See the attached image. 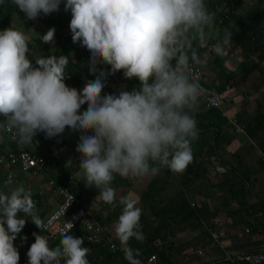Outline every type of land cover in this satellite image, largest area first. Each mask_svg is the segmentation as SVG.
Instances as JSON below:
<instances>
[{
	"label": "clouds",
	"instance_id": "1",
	"mask_svg": "<svg viewBox=\"0 0 264 264\" xmlns=\"http://www.w3.org/2000/svg\"><path fill=\"white\" fill-rule=\"evenodd\" d=\"M62 2L71 12V39L89 50V74L95 79L80 90L67 86L68 56L39 55L33 63L27 58V37L5 28L0 31V117L21 145L30 143L37 132L47 138L60 136L66 127L82 133L75 148L78 175L115 208L116 190L111 186L115 175L156 176L165 168L182 174L193 160L191 145L199 138V129L192 113L201 86L192 73L193 64L200 61L188 49L191 37L203 38L216 14L205 0H12L32 20L59 11ZM54 35V27L48 28L42 43L51 44ZM231 36L225 30L214 47L217 54L223 53ZM98 64L110 69L106 72ZM121 70L125 79L136 78L139 86L101 95L106 77ZM85 104L86 110L80 112ZM11 183L9 178L6 186ZM119 204L115 235L129 264H141L138 250L128 242L144 239L142 210L129 196L120 197ZM21 213L41 231L47 228L31 190L18 186L0 192V264H18L13 242L26 223ZM72 228L69 221L60 230L56 247L49 246L47 236L34 232L28 264H89V248L83 238L69 234Z\"/></svg>",
	"mask_w": 264,
	"mask_h": 264
},
{
	"label": "trees",
	"instance_id": "2",
	"mask_svg": "<svg viewBox=\"0 0 264 264\" xmlns=\"http://www.w3.org/2000/svg\"><path fill=\"white\" fill-rule=\"evenodd\" d=\"M261 2H263V5L260 6ZM205 3L209 10L216 14L214 22L210 27L218 28L221 33V38H223L225 30L232 33V43H241L244 38H247L252 46L249 51L252 52L258 48L260 43H263L264 0H253L251 5L247 3V7L240 13H236L234 10L237 4L236 0H205ZM21 15L25 17V14L12 3V0H3V3H0V31L11 27L24 34L22 27L16 25L19 20L20 22L22 21L20 18ZM54 17L53 13L50 15L41 14L35 20L29 19V22L31 24H33L32 21H36L38 24L41 23L47 30L50 27H54V39H56L60 48L55 49L53 42L51 44L42 43L41 36L43 34H36V36L30 38L24 34L27 37L29 47L27 58L35 63V59L39 55L68 56L69 62L66 68L67 73L64 82L67 86L80 90L86 81L95 79L94 75L89 74L88 61L90 58L80 57V55L72 57L62 35L59 34L58 21H55ZM198 39L188 49L189 55L192 52L197 53L196 49L199 47V44H197ZM84 49L86 50L85 47ZM213 55L215 56L217 53H213ZM222 59H219L218 55L215 56L216 66L218 72L220 74L225 73L226 79H228L233 74H230L228 71L224 72V67L220 66V63L223 61ZM195 65L199 66L200 64ZM97 67L103 68L106 72L110 69V65L106 64H98ZM254 67L256 66L254 65L250 69ZM261 70H264V65L259 69V71ZM204 85L218 93H222L224 89V84H219L218 87H214V85H207L204 82ZM121 86L123 89L131 90L133 87L139 86V81L136 78L130 80L125 79L123 71H117L115 74L106 77L105 87L102 89L101 95L108 93L112 88L114 91L110 94H118L122 90ZM223 99V96H221V103H223ZM86 108L87 105L85 104L81 106L79 111L83 112ZM192 114L197 121L199 138L191 145L193 160L189 163L186 170L182 174H170L169 170L165 168L158 175L145 178V182L143 180L145 185L140 191L137 206L142 210L139 223L144 239L142 241L130 239L128 242L131 248L138 250V259L141 261L149 254H154L155 261L153 264H183V260L179 258L183 244H175L170 238L173 239L177 233L184 230H189L192 233L190 240L192 246H205L208 240H210V231L223 229L228 233L230 231H243L245 228L248 230L247 235L249 237L253 235L259 237L258 241L254 244L256 247L253 249L245 248L246 244L242 241L234 249L256 251L259 245L264 246V182L263 180L259 181L260 185L258 189L252 195V191H255L252 190V181L254 179L250 180L249 176L245 174L247 166L244 163L246 156L250 155L256 148L263 150L264 110L256 106L249 117L240 118L237 114L231 115L235 122L241 126L242 133L236 131L235 126L229 123L226 117L228 115L225 114L221 105L220 108L210 107L199 109ZM0 128L2 130L1 117ZM90 133L89 130L88 134ZM239 134L245 136L242 146L238 150L229 153L226 146ZM35 136L44 146L48 145L47 141L50 142V139L43 132H37ZM6 139L9 146L8 151L17 153L19 143L10 141L7 137ZM78 142L79 136L71 133L70 141L60 140V143L55 146L61 149L62 144H68V152L71 156V154H78L75 151ZM23 148L31 154H39L34 150L30 151L25 146ZM73 148L74 150H72ZM6 152H3L0 148V156L5 155ZM51 154L55 157L54 163L59 177L56 179L53 176L52 179V175L50 176L49 172L45 170L44 165L43 176L51 178L57 186L66 187L82 204L87 206L86 202L98 195L100 190L95 187H87L81 181L72 180V172L79 167V158L72 164H69L66 156L64 154L62 155L59 150ZM213 162L222 165L225 171L220 174L213 173ZM258 163L259 169L264 171V161L258 160ZM1 164H6L5 167L8 169L6 176H9L13 170L20 171L18 164ZM20 172L23 173L22 171ZM210 175L212 177L215 176L216 180L210 179ZM6 176L4 175V177ZM33 176L41 178L44 182V178L40 175L36 174ZM132 180H135V177L123 178L115 175L111 186L115 189L116 182L120 185H128ZM41 187L42 185L32 192V199L35 201L36 211L39 217L42 205L41 194L43 193L38 190ZM187 190H191L195 194L193 197L195 200L193 205H190V199L184 194ZM215 192L217 194H214ZM119 199L120 197L116 195L115 208L104 203L101 199L97 202L100 207H103L104 215L107 213L105 216L97 214L95 217L93 216L94 218L92 217L100 226H102V223L105 224V228L102 226L106 231L105 236L100 243H92L85 238L84 226L82 225V223H85V220L76 224L69 233L75 237L84 239V246L89 248L87 255L89 264H127L123 259L125 253L122 250L123 246L120 240L110 235L106 227L108 224L105 221L107 219V221L111 220L115 223L122 210ZM218 207H221L220 209L224 214L225 220H228L216 223L213 221L218 214ZM148 209L150 214L145 215L144 211ZM20 215L26 219V223L13 243L19 253L18 264H28L26 253L31 243L35 240L33 233L35 232L47 237L48 234L37 228L32 221L31 223H27V219L30 217L24 216L23 213ZM87 216L89 215L86 213ZM58 224L54 227H57ZM23 237H26V239H22ZM48 240L50 247H56L59 244L60 237H48ZM109 242H112L115 246L113 252L108 250ZM220 257L221 252H219L218 259H213L211 262L204 261L201 264H228L227 262L221 261ZM260 264H264V261Z\"/></svg>",
	"mask_w": 264,
	"mask_h": 264
},
{
	"label": "crops",
	"instance_id": "3",
	"mask_svg": "<svg viewBox=\"0 0 264 264\" xmlns=\"http://www.w3.org/2000/svg\"><path fill=\"white\" fill-rule=\"evenodd\" d=\"M237 4L235 5V12L240 13L244 8L247 7L248 0H236ZM263 5V2L260 3V6ZM249 7V6H248ZM63 14L61 16L58 15V13ZM55 21H58L59 25V34L62 35L63 40L68 48V50L71 52L72 57L76 55H80V57H86L87 59L90 58V52L89 50H85L84 47L80 44L73 43L71 39V31L69 28V21L71 19V12L65 11L63 2L60 5V9L57 12H53ZM62 18V19H61ZM66 20V21H65ZM30 23V22H29ZM33 27H28L26 32L29 35H33V33L37 34H44L43 27L41 28L39 24L33 25ZM39 26V27H37ZM205 35L203 38H200L199 36H192L190 39V46L195 44V42L198 39L197 44H199V47L196 49V55L200 61V67L204 71V82L207 85H211L214 87H218L219 84H224V89L222 90L221 96H223V103H221V108L225 112L226 115L231 116L234 114H237L240 116V118H245L246 116L249 117L251 113L253 112L254 108L257 106L259 108H262L264 110V70L259 71V69L264 65V39L263 43H260L258 48L252 52L249 51L251 49V43L248 41L247 38H244L241 43H230L227 45H224L223 53L217 54L219 56V59L223 58L222 63H220V66L224 67V72L228 71L230 74H233L231 77L226 79V74L222 73L220 74L218 72V68L216 66V60L213 53H216L214 50L215 45L222 39L221 33L218 30V28L214 27H208L205 29ZM33 32V33H32ZM57 34V33H56ZM34 36V35H33ZM28 37V36H27ZM53 47L55 49H59L60 46L58 45V42H56V39L53 40ZM78 49V52L75 50ZM83 51V52H82ZM219 62V61H218ZM219 64V63H218ZM256 66L253 69H250L252 66ZM226 79V80H225ZM225 80V81H224ZM121 89L123 87L121 86ZM114 91L112 88L111 91H109L107 94H110ZM106 94V93H104ZM117 94V93H116ZM103 95V94H102ZM206 108L204 107V96L200 93V96L198 98V106L196 107L195 111H198L199 109ZM264 123V119H263ZM61 140H71V132L66 130L59 136ZM245 139V136L243 134L237 135L227 146L226 149L229 153H232L236 150H238L239 147L242 146V143ZM48 145L44 146L42 145V142L34 136L33 140L30 143L23 144L22 146L28 148L30 151H36L44 158V167L47 172H49L50 176L52 175L58 179L59 174H57V169L55 168V157L51 153L57 152L58 150L61 152V154L65 155L67 160L71 158L72 164L76 159L79 158L78 154H69L68 152V144H62L61 149L57 148V146L52 145L51 141H47ZM0 148L3 152H6V150H9V146L7 143V139L5 135L3 134L1 128H0ZM71 150V149H70ZM74 150V148L72 149ZM71 150V151H72ZM258 160L264 161V145L263 150L255 149L253 152L250 153V155H247L244 163L246 164V172L245 174L249 176L250 180L252 181V195L257 191L258 186L260 185V180H263L264 182V171L259 169V163ZM211 165V164H210ZM209 165V166H210ZM0 192L8 193L12 188L23 186L26 188V190H31L33 192L34 190H37L40 185H43V180L39 177H34L30 174H24L21 173L19 170H13V172L6 176V172L8 169H6V164L0 165ZM81 170L79 167L72 172L71 178L73 181H81L85 185L84 181L82 180L81 176L78 175ZM4 175L6 177H4ZM149 176H140L135 177V180H132L130 184L126 185H120L118 182L115 184V190L116 195L118 197L122 196H129L130 198L136 199L139 201L140 197V191L144 188L145 185V178H148ZM11 178L12 183L10 185L6 186V181ZM210 179L216 180L215 176L210 175ZM144 180V182H143ZM118 185V188H117ZM185 196L189 198L190 203L194 204L195 200L193 199L194 193L191 190H187L185 193ZM214 194H217L216 192ZM42 196V205H41V211H40V218L41 220L54 208L57 201V196L53 194L50 190H47L45 193L41 194ZM100 199V195H96L92 200L87 201L86 206V212L89 216L86 217V220H95L92 219V217L97 214H101L102 216H105L103 213V207H100L97 203ZM198 201V200H197ZM197 203V202H196ZM221 207H218L219 211L217 216L213 219V221L216 222H223L225 220L224 214L221 212ZM217 209V210H218ZM145 215H149L150 211L145 210ZM93 217V218H94ZM108 226H106L112 237H116L114 232V222L113 221H107ZM101 224V223H100ZM218 224V223H217ZM84 226L85 223H82ZM102 226L104 227L105 224L102 223ZM105 228V227H104ZM223 230V229H220ZM224 231V230H223ZM225 232V231H224ZM239 231H230L225 232V237L223 238L222 244L225 246V248H234L238 244H240L242 241L245 242L246 247L248 249H253L256 247L254 245L259 237L258 236H251L243 234V236H238L237 233ZM84 235L86 238V234L84 231ZM191 238L192 233L189 230H184L182 232H179L175 235V237L172 239L175 244L181 243L183 244V249L180 251L179 258L183 260V264H201L204 261H213V259L219 258V251L218 249H214L209 247L208 240L207 244L205 246H192L191 244ZM196 249H202L203 254L201 256L195 255L190 253L191 250ZM236 249V248H235ZM258 249V248H257ZM202 258V259H201ZM199 259H201L199 261ZM208 259V260H207Z\"/></svg>",
	"mask_w": 264,
	"mask_h": 264
},
{
	"label": "built area",
	"instance_id": "4",
	"mask_svg": "<svg viewBox=\"0 0 264 264\" xmlns=\"http://www.w3.org/2000/svg\"><path fill=\"white\" fill-rule=\"evenodd\" d=\"M253 0H248V4L251 5ZM193 79L199 82L201 86V94L204 96V107L210 108H220L221 105V93H218L214 90H211L204 85V71L193 64ZM229 123L235 126L236 131H240L242 133V128L239 124H237L232 116H226ZM4 118L1 117L2 123V131L6 135V137L10 141H16L14 138L13 131L8 129L3 124ZM66 130L74 133L75 135L80 136L82 133L74 132L69 130L67 127ZM91 134V133H90ZM52 145H58L60 143L61 138L52 137L49 138ZM18 152L12 153L11 151H7L5 155L0 156V163H7L10 165L18 164L20 171L24 174L30 175H40L44 178V183L39 192L45 193L47 190H50L53 194L57 196L56 205L54 208L42 219V221L47 225L46 230L42 232H46L49 238L60 237V230L66 228L69 221L73 224V227L84 221L86 219V206L82 204L77 197H75L66 187L55 185L54 181L47 176H43V165L44 158L40 154H31L29 151L24 149L20 144H18ZM225 168L218 164L214 163L212 165L213 173H223ZM170 174H173L169 170ZM190 205H193L190 203ZM75 207L74 209H72ZM27 223H31L30 218L27 219ZM57 223L58 226L54 227ZM54 229V230H53ZM84 231L86 234V239L92 243H100L105 236V230L102 226H100L95 220H86L84 225ZM248 230L245 228L243 231H239L237 235L243 236V234L247 235ZM210 242L209 247L214 249H219L221 251L220 260L223 262H227L228 264H238V263H246V264H260L264 261V246L259 245L256 251H245V250H236L232 248H225L222 244L223 238L225 237V232L223 230L210 231L209 232ZM108 250L113 252L115 250V246L112 242H109ZM190 253L201 256L203 254L202 249L191 250ZM127 264L129 261L124 257L123 258ZM141 261V260H140ZM155 261L154 254H149L141 264H153Z\"/></svg>",
	"mask_w": 264,
	"mask_h": 264
},
{
	"label": "rangeland",
	"instance_id": "5",
	"mask_svg": "<svg viewBox=\"0 0 264 264\" xmlns=\"http://www.w3.org/2000/svg\"><path fill=\"white\" fill-rule=\"evenodd\" d=\"M60 14H61V16L63 15V14L61 13V11H60V13H58V15H60ZM20 18H21L22 21L20 22V20H19V22H17L16 25L22 27V30H23L24 34L27 35L28 38L36 36L37 33L35 34V33L32 32L33 35H34V36H33V35H29L28 33L25 32L27 29L29 30L28 27H30V26L33 27L32 24L29 23V19H26L23 15H21ZM61 19H62V18H61ZM23 21H24V22H23ZM65 21H66V20H65ZM32 22H33V25H34V24H35V25L38 24V23H36V21H32ZM39 26H40L41 28L43 27V32H44V33L47 31V28H45L44 25H42L41 23H39ZM39 26H37V27H39ZM78 44L80 45V43H78ZM75 51L78 52V49H76ZM82 52H83V51H82ZM117 188H118V185H117ZM170 240H172V238H170ZM201 259H202V258H201ZM201 259H199L198 263L201 262V261H200ZM207 260H208V259H207Z\"/></svg>",
	"mask_w": 264,
	"mask_h": 264
}]
</instances>
